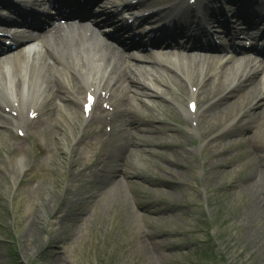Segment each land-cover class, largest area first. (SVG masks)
Returning <instances> with one entry per match:
<instances>
[{"label":"rangeland","instance_id":"374dc122","mask_svg":"<svg viewBox=\"0 0 264 264\" xmlns=\"http://www.w3.org/2000/svg\"><path fill=\"white\" fill-rule=\"evenodd\" d=\"M172 77L165 98L123 106L134 111L131 133L93 135L80 113L72 135L58 128L36 143L24 125L20 150L0 148V264H264V102L220 119L210 109L224 97L211 95L216 77L194 116ZM120 133L130 139L122 154Z\"/></svg>","mask_w":264,"mask_h":264},{"label":"bare ground","instance_id":"6f19581e","mask_svg":"<svg viewBox=\"0 0 264 264\" xmlns=\"http://www.w3.org/2000/svg\"><path fill=\"white\" fill-rule=\"evenodd\" d=\"M73 27L74 25L70 26ZM80 27L89 28L85 24H81ZM70 41V45L68 44L69 46L60 53L52 51L57 45L50 44V49L46 50L45 46H42L40 52L34 51L28 56H22L18 51L5 56H16L17 62L14 64H3L5 58L0 60V126L4 127L0 129L2 132L0 148L7 146L4 149L10 154L20 150L19 144L27 136V134L22 136L14 133L10 127L26 125L29 130L36 128L34 132L38 133L34 135L36 143L40 137L48 134L51 137L54 129L58 128L63 130L70 128L72 135L78 129V121L82 119L80 113L84 108L91 112V119L85 126L98 130L94 131L93 135L98 136L107 125L111 128L118 126L120 132L124 130L131 133L130 118L134 111L123 106L132 99L142 100L144 104H148L145 106H149L144 98L150 102L151 99L165 98L166 94L171 93V87L167 84L174 74L176 79L172 77L173 80L170 82L176 90L175 98L180 101L181 97L182 103L184 98L199 97L204 85L208 84L210 79L217 77L221 85L211 90V95L213 98L224 97L219 100L220 102H213L210 109L213 115H219L220 119L227 120L228 115H224L228 112H231L230 117L239 114L245 104L249 105L255 100L259 103L264 102V65L256 64L250 59H244L237 64L242 57H220L197 53L196 50L180 47L174 40H170L169 44L165 42V45L158 50H151L147 56L114 49L112 44L103 41L100 37L88 39L73 36ZM42 51H44L43 55H41ZM180 60L181 65L178 63ZM97 61H100L99 66ZM159 66L170 77L164 79L162 75L159 77L154 74V71H159ZM193 73L201 77L200 88H195L192 84ZM226 79L230 81L226 83ZM237 101L239 108L235 110ZM186 105L187 101L184 110ZM108 107L112 112H102ZM95 110H98V114ZM187 111L199 115V109L195 113L189 108ZM127 119H129L128 123ZM205 121V119L201 120L202 125L210 124L209 121L208 123ZM100 123L104 126H100ZM8 126L9 138L17 140L16 145L11 148L7 144L8 135H4V129ZM89 135L81 134L78 142H85ZM129 140L128 136L120 133L119 144L122 145L118 149L120 154L122 149L127 147ZM106 150L102 151L107 153L109 150ZM77 161L78 159L70 160L74 174ZM119 183L118 180L116 185ZM257 183L253 180V187H258Z\"/></svg>","mask_w":264,"mask_h":264}]
</instances>
